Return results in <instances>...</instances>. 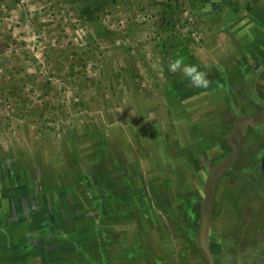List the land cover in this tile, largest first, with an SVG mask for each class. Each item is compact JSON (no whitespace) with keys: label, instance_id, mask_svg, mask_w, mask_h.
<instances>
[{"label":"rangeland","instance_id":"obj_1","mask_svg":"<svg viewBox=\"0 0 264 264\" xmlns=\"http://www.w3.org/2000/svg\"><path fill=\"white\" fill-rule=\"evenodd\" d=\"M215 19H221L219 24ZM232 33L234 37L229 36ZM259 37L264 39V0H0V165L21 167L30 178H44L48 186L50 175L45 170L55 168L57 179L60 174L64 177L68 162L77 164L79 176L86 177L85 167L96 161L90 149L92 154L98 150L102 159V150L115 146L130 163L136 159L145 166L147 176L155 174L158 196L166 197L170 183V208L179 215L190 195L198 201L203 197L200 187L206 169L202 162L212 159L216 163L217 156L232 153L212 184V213L220 216L209 222V232H213V224L219 231L208 232V249L216 248L215 239L222 248L229 243L227 253L236 255L235 260L242 253L239 250L237 255L239 243L263 253L264 155L259 152L264 150L263 143L246 149L255 135L237 122L236 136L230 139L235 145H224V137L207 135L201 141L205 149H200L194 145L198 138L190 141L199 124L186 126L180 103L176 101L173 107L164 101L171 96L170 88L179 92L186 87L178 83L186 73L199 74L203 70L199 63L204 67L215 62L222 46L231 49L228 40L233 39V46L239 48ZM178 97L182 99L177 95L176 100ZM198 110L200 122L211 125L216 119L211 110ZM225 122L223 132L228 133L235 120L233 126ZM254 128L258 127L250 130ZM226 133V138L231 135ZM177 145L178 150L173 147ZM238 145L254 160L259 159L258 165L233 169L230 163L238 159ZM216 149H220L217 154ZM147 181L151 183L150 178ZM227 193H241L242 203L249 205L246 212L255 213L254 223L238 214V229L227 227L232 208ZM156 211L151 215L156 226L153 223L150 231L143 224L149 239L143 236L139 245H133L132 239L119 245L125 254H141L136 264H155L153 259H160V264H201L184 241L186 226L174 219L169 236L157 216L163 214L162 209ZM100 224L106 225L103 218ZM4 226L5 231L7 223ZM109 229L104 230L106 237ZM173 230L181 234L174 235ZM198 235L196 246L202 253ZM110 246L118 245L115 241ZM119 254L111 252L103 264H125ZM222 262L228 264L225 257ZM263 262L261 259L259 264Z\"/></svg>","mask_w":264,"mask_h":264},{"label":"crops","instance_id":"obj_2","mask_svg":"<svg viewBox=\"0 0 264 264\" xmlns=\"http://www.w3.org/2000/svg\"><path fill=\"white\" fill-rule=\"evenodd\" d=\"M215 21L219 24L221 19ZM231 35L234 37V33ZM228 44L231 49L227 45L220 47L215 62L204 67L199 63V69L203 68L199 72L201 77L198 73H186L178 81L186 87L179 92L172 87L171 96L164 98L173 107L176 101L180 103L189 124L199 120L200 107L203 112L211 110L214 120L226 115L230 122L236 116L235 120L250 119L249 122L257 121L255 126H260L256 119L264 115V39L250 38L239 48L233 46V39ZM223 74H227L226 81ZM177 95L182 99L176 100ZM106 148L102 150V159L98 150L92 154L90 149L96 161L85 167L86 177L79 176L77 164L68 162L64 177L60 174L57 179L55 168L45 170L50 175L48 186L44 185V178H30L21 167L5 162L0 165V220H6L0 221V264H103L111 252H121L125 264H136L142 255L131 253L128 257L119 245H126L129 239L133 245H139L143 236L148 237L143 224L149 230L153 223L156 226L151 215L160 209L163 214L157 216L169 235L168 229L174 228L177 217L167 195L170 183L166 197L158 196L155 174L147 176L145 166L136 159L130 163L122 149ZM132 150L133 147L131 154H127L132 155ZM73 158L77 159L76 153ZM115 160L118 163L112 166ZM102 218L106 222L104 227L100 224ZM105 227L111 228L107 237ZM115 241L118 246H110ZM157 260L153 259L155 263Z\"/></svg>","mask_w":264,"mask_h":264},{"label":"flooded vegetation","instance_id":"obj_3","mask_svg":"<svg viewBox=\"0 0 264 264\" xmlns=\"http://www.w3.org/2000/svg\"><path fill=\"white\" fill-rule=\"evenodd\" d=\"M226 117H227L226 115L225 116L224 115L218 116L217 120H213L212 121L211 125H208V123H206V122L204 123L205 120L204 121H201V122H200V120H198L196 122L197 124H199L198 128H193L195 130V132H196V129H197V132H196L197 134L193 138H191L190 141L193 140V139H195V138H198L199 140L194 141V145H197V147L200 148V149H205V146H203V144L201 143V141L203 140V137L206 138L207 135H209V138H211V139L214 136L215 137L217 136V138H220V139H222L224 137L223 139H225V140L222 141L224 143V145H232V144H234L233 143V139L232 140H230V139L236 136L235 127L237 125V122H240L242 125L245 126V128L247 126H249V124L252 123V122H249L250 119L249 120H247V119H240L239 121L238 120L236 121L235 119H233V121L235 120V124L232 127V131L233 132L232 131H228V133L225 132L227 134V136L231 134L229 137L226 138L225 137V133L223 132L224 131V126L226 125V122L225 121H227L225 119ZM187 118H188V116H187ZM186 120H187V123L185 125L188 126V127H190V128H192V124L193 123L191 122V124H189L190 123L189 120L188 119H186ZM242 120H246V121H242ZM256 120H258V122H260V123H264V115H262L259 119H256ZM254 122L256 123L257 121H254ZM203 123L204 124H207V125H204L203 126ZM229 124H230V122H229ZM250 125H251V127H254L255 124H250ZM257 126L258 125H256L255 127H257ZM262 127H263V125H260L258 128H254L253 131H251L250 129L248 130L249 133L252 132L255 136H254V138L252 136L251 145L248 146V147H246V149H249L250 147H255L256 148L257 145L260 147L261 143H263L262 144V148L264 147V134H263L264 129ZM258 130H259V132H258ZM242 136L244 137V132H243V135ZM243 137L240 139V141L237 139L238 143H240L242 141ZM173 147H175V149L178 150V147L179 146L177 145V146H173ZM237 149L238 150L236 152L235 157L237 158V156L239 155L238 156V159H237V161L230 163V165L233 166L232 167L233 169H236L238 167H241L242 170H246L247 169L246 167L248 165H250V164H257L259 162V159L254 160L253 157L251 155H249V153L246 150H243L241 145H238ZM219 152H220V149H216L215 150V153L216 154L219 153ZM259 152H262L261 155H264V150H261ZM234 153H235V151H234ZM199 156H202V154L199 153ZM227 156H229V155H227ZM227 156H225L224 158H226ZM217 157H220V156H217ZM224 158H221L216 163H213V160L212 159H210V160L209 159L208 160L205 159V161L202 162V164L204 163L203 166H202V168L204 170L205 169L206 170H205V178H204V181L201 183V187H200L201 194H203V187H204V183L206 182V179H207V171H208V169L212 168L214 165H216L217 163L221 162ZM251 160H253V161H251ZM250 176H251V174H250ZM252 180L255 181V182L256 181H259V179L258 178H255V177H252ZM225 181L228 182V183H232L233 182V180H231V182H229L226 179H225ZM181 183H184V180L183 179L181 180ZM245 186H248V184H246ZM243 193H242V195H243ZM240 195H241V193H240ZM240 195L239 194H236V193L235 194H231V195L227 193V195H226L227 202L232 205V208H230V210L228 211V215H227V219H228L227 227L230 224L228 228L235 229V230L238 229V224L236 226V217H237L238 214H240L241 216H243L244 219L249 220L251 223H254L256 221V219H257V218H254L253 217L255 215V213H254L253 216H251L252 214L250 212L253 213V210H250V212L249 211L246 212L249 209L248 208L249 205H244L242 203V200L240 198ZM190 196H192V195H190ZM193 197L196 199V201H198L197 200L198 199L197 197H195L194 195H193ZM211 197H212V195H211ZM200 198H199L200 201H198V202H200V204L202 205L203 197H200ZM211 202L213 203L212 198H211L210 203ZM211 204L209 206V213H208V226H209V222H213L212 221V218H216V217L220 216V215H214L212 213L213 205L214 204L213 205H211ZM200 215H201V207H200ZM230 218H231V221H229ZM214 228H215V225L213 224V226L210 227V230L213 231V232L210 231L211 233L217 232L218 229H214ZM171 235H172V233L171 234L169 233V236H171ZM240 244L241 243H239L237 245V248L238 249L236 251H237V255L239 253L238 252L239 250H242V253H240V255H238V257H237V260H235L236 259V255H234V256L231 257V255L227 253V250H228L227 248L230 247V246H227V245H229V243L227 242V244L225 245V247L222 248L221 247V245H222L221 242H217L214 239L213 240V245H216V248H214L213 251L216 254V258L218 260V264H223L224 263V262H222V259L224 257L226 258L228 264H259V261L261 259H264V251H263V253H261L256 248H253L252 247L251 249H248V248H246L245 245L244 246L243 245L240 246ZM210 253H211V251H210ZM226 255H228V256H226ZM222 256H224V257H222ZM263 264H264V262H263Z\"/></svg>","mask_w":264,"mask_h":264},{"label":"trees","instance_id":"obj_4","mask_svg":"<svg viewBox=\"0 0 264 264\" xmlns=\"http://www.w3.org/2000/svg\"><path fill=\"white\" fill-rule=\"evenodd\" d=\"M230 117V116H228ZM233 119H237L236 116H234ZM233 119L230 121V125L233 126ZM222 156L219 157V159H221ZM200 202L196 201L195 198H192V197H188L187 200L185 202L182 203V205L180 206L179 208V211H180V214L177 215L176 213V219H179L177 220V222H182L183 226L185 225V229L183 230V227H178L180 228L179 231L183 230V233L186 232V240H184L186 242V244L188 246H190L191 248L189 249V251L196 257H198L200 259V263L201 264H204V260H205V257L202 255V253L197 250V234H198V231L200 229ZM179 231H174V235H178V234H181ZM166 240H168L166 238ZM213 252L214 251H211V254L213 256V262L214 264H218V260L216 258V256L214 257L215 252H214V255H213ZM161 260L158 259L156 261L155 264H160Z\"/></svg>","mask_w":264,"mask_h":264},{"label":"water","instance_id":"obj_5","mask_svg":"<svg viewBox=\"0 0 264 264\" xmlns=\"http://www.w3.org/2000/svg\"><path fill=\"white\" fill-rule=\"evenodd\" d=\"M232 155L227 156L224 158L221 162L214 165L212 168L208 169L207 171V179L204 183L203 187V200L201 205V215H200V229H199V235H198V245L200 246V249L205 257L206 264H213V259L211 256V253L208 249V232H209V226H208V213H209V206L211 201V188L213 181L216 177V174L219 170L224 167L231 159Z\"/></svg>","mask_w":264,"mask_h":264}]
</instances>
